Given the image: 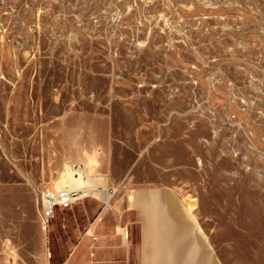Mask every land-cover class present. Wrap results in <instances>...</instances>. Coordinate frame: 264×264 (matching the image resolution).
Here are the masks:
<instances>
[{
	"label": "rangeland",
	"instance_id": "1",
	"mask_svg": "<svg viewBox=\"0 0 264 264\" xmlns=\"http://www.w3.org/2000/svg\"><path fill=\"white\" fill-rule=\"evenodd\" d=\"M68 167L110 182L100 210L166 190L211 259L264 264V0H0V264H48L91 211L45 230Z\"/></svg>",
	"mask_w": 264,
	"mask_h": 264
},
{
	"label": "crops",
	"instance_id": "2",
	"mask_svg": "<svg viewBox=\"0 0 264 264\" xmlns=\"http://www.w3.org/2000/svg\"><path fill=\"white\" fill-rule=\"evenodd\" d=\"M91 187L109 188L110 182L98 179ZM97 189L91 211L74 215L69 241L50 247L48 264H223L202 246L203 230L191 205L187 212L169 191L138 190L129 197L132 209L122 201L100 210L111 194Z\"/></svg>",
	"mask_w": 264,
	"mask_h": 264
},
{
	"label": "built area",
	"instance_id": "3",
	"mask_svg": "<svg viewBox=\"0 0 264 264\" xmlns=\"http://www.w3.org/2000/svg\"><path fill=\"white\" fill-rule=\"evenodd\" d=\"M94 192L86 189L62 188L46 190L41 199V218L47 230L51 221L56 217L57 210L70 209L74 205L93 197Z\"/></svg>",
	"mask_w": 264,
	"mask_h": 264
},
{
	"label": "bare ground",
	"instance_id": "4",
	"mask_svg": "<svg viewBox=\"0 0 264 264\" xmlns=\"http://www.w3.org/2000/svg\"><path fill=\"white\" fill-rule=\"evenodd\" d=\"M65 180H69L68 184H64ZM61 183L63 184V187L60 188H55L57 190L62 189V188H72V187H83L84 186V175L83 172L80 169H76L73 167H68L67 171L65 174H63V177L61 179ZM65 185V186H64ZM111 197L108 196L106 197V203L110 202ZM204 247V245H202Z\"/></svg>",
	"mask_w": 264,
	"mask_h": 264
}]
</instances>
